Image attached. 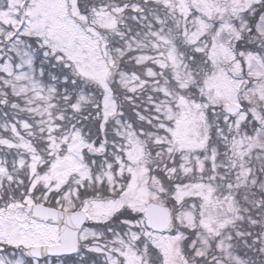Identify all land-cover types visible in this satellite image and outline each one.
I'll use <instances>...</instances> for the list:
<instances>
[{"label":"snow or ice","instance_id":"1","mask_svg":"<svg viewBox=\"0 0 264 264\" xmlns=\"http://www.w3.org/2000/svg\"><path fill=\"white\" fill-rule=\"evenodd\" d=\"M0 264H264V0H0Z\"/></svg>","mask_w":264,"mask_h":264}]
</instances>
